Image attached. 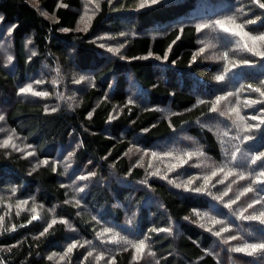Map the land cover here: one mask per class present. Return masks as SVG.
Instances as JSON below:
<instances>
[{
    "label": "trees",
    "instance_id": "trees-1",
    "mask_svg": "<svg viewBox=\"0 0 264 264\" xmlns=\"http://www.w3.org/2000/svg\"><path fill=\"white\" fill-rule=\"evenodd\" d=\"M38 2L0 0V264H264V0ZM44 65L91 81L18 95Z\"/></svg>",
    "mask_w": 264,
    "mask_h": 264
},
{
    "label": "rangeland",
    "instance_id": "rangeland-1",
    "mask_svg": "<svg viewBox=\"0 0 264 264\" xmlns=\"http://www.w3.org/2000/svg\"><path fill=\"white\" fill-rule=\"evenodd\" d=\"M33 1L36 5H39L38 0ZM96 6V0H85L84 8L81 11V17L79 21L80 29L83 28L86 30L89 27ZM202 27L207 29L205 25H203V23L200 24V30H203V32L200 34V37H207V32H204L205 29H202ZM9 30L10 28L7 27L3 30V33L0 32V53L2 58L4 59L5 66L13 62V55L10 51L11 40ZM222 40L225 41V39ZM99 44L103 45L107 51H116L119 48V42L109 35H102L99 39ZM202 49L203 51L207 50L206 42H203ZM90 81V76L87 73H71L67 72V70H64V68L62 67L51 69L44 65L42 66V69L38 70V72H36L34 76L19 85V87L17 88V92L18 95H27L32 98L40 99L44 101V103L48 107H55L56 105L63 106L69 104V102L74 99L75 94L72 93L73 88H71L73 84L79 86L80 84H88ZM59 88L62 92L59 90ZM27 89H30V91H27ZM9 100L10 97L4 99V101L0 103V110L4 109L7 106ZM3 117L4 114L2 111H0V145L11 148L15 147L18 149L23 148L24 143H22L18 138L13 137L8 133L7 127H5L6 124L3 120ZM157 148L158 147H155L154 149H152L153 151L148 153L149 164L161 163L163 160L167 159L168 157H171L176 152H179L175 150V148H171L174 149V151H170V149L167 147H163L160 149ZM161 149H168L169 153H162L160 152ZM33 154V147H29L28 155ZM57 165L67 166V163L64 164L62 162H58ZM82 179H84V177H82L80 174H75L74 180H71V185L76 191H78L79 184ZM10 206H13V203H11Z\"/></svg>",
    "mask_w": 264,
    "mask_h": 264
},
{
    "label": "snow or ice",
    "instance_id": "snow-or-ice-1",
    "mask_svg": "<svg viewBox=\"0 0 264 264\" xmlns=\"http://www.w3.org/2000/svg\"><path fill=\"white\" fill-rule=\"evenodd\" d=\"M261 7H264V4H261ZM225 31H228V29H225ZM235 34L239 35V33H235ZM256 39L264 41V36L258 37ZM27 91H30V89H27ZM257 91H259V90L257 89ZM259 247L264 248V244L259 245ZM140 248H143L142 244L140 245ZM255 250H256V246H253V251H255ZM238 251H243V249H238Z\"/></svg>",
    "mask_w": 264,
    "mask_h": 264
}]
</instances>
